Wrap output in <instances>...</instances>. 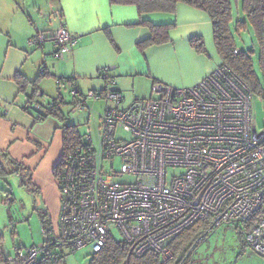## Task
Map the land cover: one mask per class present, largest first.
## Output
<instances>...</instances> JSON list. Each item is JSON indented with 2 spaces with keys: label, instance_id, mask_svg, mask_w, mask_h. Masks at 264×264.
<instances>
[{
  "label": "built area",
  "instance_id": "2783aa9c",
  "mask_svg": "<svg viewBox=\"0 0 264 264\" xmlns=\"http://www.w3.org/2000/svg\"><path fill=\"white\" fill-rule=\"evenodd\" d=\"M51 39L55 57L63 59L78 36L66 26ZM44 33L28 39L40 48ZM238 53V50L235 51ZM111 68L100 77L112 87ZM58 86L64 81L57 79ZM73 112H91L92 101L107 104L101 116L99 143L90 132L64 157L58 171L60 215L57 226L43 229L40 245L4 252L5 264H42L89 247L99 253L117 230L136 257L149 252L162 264L174 259L171 242L186 229L204 222L213 230L224 224L252 225L246 239L264 258V114L259 122L253 101L264 103L225 64L195 86L175 88L155 83L152 97L123 106L121 92L82 93L70 88ZM63 101L35 108L36 120L62 110ZM264 113V110H263ZM121 131L129 136H117ZM119 163V169L115 168ZM170 169L181 173L168 177ZM134 176L132 183L121 176Z\"/></svg>",
  "mask_w": 264,
  "mask_h": 264
},
{
  "label": "crops",
  "instance_id": "0c3cea01",
  "mask_svg": "<svg viewBox=\"0 0 264 264\" xmlns=\"http://www.w3.org/2000/svg\"><path fill=\"white\" fill-rule=\"evenodd\" d=\"M143 19L153 24L175 23L171 41L141 50L138 44L150 37V28L136 25L141 18L134 6H113L109 0H0V152L30 170L32 187L47 207L55 203V197L53 215L45 212L54 227L60 215L54 169L64 151V126L48 122L58 119L53 115L37 121L36 109H25L26 97L41 106L63 101V114L62 89L70 93L72 85L84 94L112 88L122 93L124 102L127 93H133L132 103L142 99L145 87L151 86L152 91L155 83L195 86L223 64L205 11L179 4L175 13H149ZM62 26L78 41L69 54L57 59L51 37ZM38 33L49 40L40 48L30 47L28 39ZM194 37L203 38L205 53L192 47ZM104 68H111L112 87L100 77ZM57 79L64 85L58 86ZM21 80L26 83L23 88Z\"/></svg>",
  "mask_w": 264,
  "mask_h": 264
},
{
  "label": "rangeland",
  "instance_id": "374dc122",
  "mask_svg": "<svg viewBox=\"0 0 264 264\" xmlns=\"http://www.w3.org/2000/svg\"><path fill=\"white\" fill-rule=\"evenodd\" d=\"M233 17L234 23L242 19L241 5L237 6L233 3ZM235 37L239 48L257 49L256 38L251 28L241 34H236ZM255 69L264 91V74L257 57L255 58ZM62 90L66 101L65 109L63 108L65 120L49 118L48 122H52L58 128L63 126L75 127L82 136L90 132L94 144H98L100 126L102 125L101 116L106 110V102L92 101L90 103L91 112L73 113L72 97L68 90ZM142 91L140 95L142 99L152 97L151 86L143 88ZM125 97L123 106H128L131 103L133 93H127ZM253 108L258 111V121L262 122L264 103L253 101ZM117 136L123 139L129 138L127 134L121 131H118ZM11 167L13 166L8 165L4 160H0V264H5L4 252L14 256L18 249L38 246L43 242L45 212L48 210V213L52 214V207L57 205V200L53 196L55 203L51 205L52 207H47L41 196L37 192L34 193L29 178H23L11 172ZM119 167L120 164L115 163V168L119 169ZM180 173L181 170L170 169L168 177L171 178ZM120 180L128 183L136 181L134 176L129 175L121 176ZM53 222H55L54 217ZM251 227L252 225L234 223L224 224L213 229L205 240L200 242L190 255L188 254L190 257L184 264H264V258L256 253L247 242L246 235ZM113 235L115 240H122L117 230L113 231ZM92 256L93 253L89 247H84L76 252L65 249V256L59 264H90Z\"/></svg>",
  "mask_w": 264,
  "mask_h": 264
},
{
  "label": "trees",
  "instance_id": "16d2710c",
  "mask_svg": "<svg viewBox=\"0 0 264 264\" xmlns=\"http://www.w3.org/2000/svg\"><path fill=\"white\" fill-rule=\"evenodd\" d=\"M110 4L127 5L136 7L141 21L136 25L148 26L151 35L148 39L140 42L138 47L141 50L152 46L169 43L170 31L175 23L153 24L144 20L143 16L149 13H175L179 4L197 8L208 13L214 32L215 45L223 64L227 65L237 78L248 86V88L259 98H263V88L260 78L255 69V58H258L259 66L264 74V0H109ZM233 3L241 5L243 17L234 23ZM251 28L254 32L257 49H238L236 34H241ZM192 47L198 53H205V46L202 37H194L190 41ZM238 50V53L235 51ZM70 81V80H69ZM23 86L25 81H19ZM59 120H65L62 110L51 111ZM82 135L77 128L64 126V151L60 163L54 169V177L57 181L58 171L63 162V157L76 145L82 142ZM7 155L0 152V159L4 160L11 167V172L20 176L28 177L32 182L30 170L23 165L6 159ZM14 168V169H13ZM24 183V180H23ZM34 193L37 190L33 189ZM32 190V191H33ZM38 193V192H37ZM258 218H264V205L259 212ZM45 219V226L49 225ZM206 223L199 222L183 231L170 244L174 252V259L167 264H184L194 249L204 241L212 230ZM61 257L45 258L43 264H59ZM90 264H162L159 256L149 252L143 257H136L132 253V247L122 240H115L109 237L105 247L96 254H93Z\"/></svg>",
  "mask_w": 264,
  "mask_h": 264
}]
</instances>
